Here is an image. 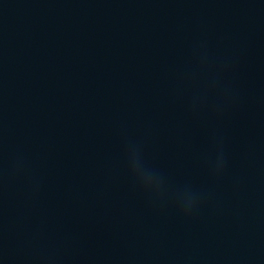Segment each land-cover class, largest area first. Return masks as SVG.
I'll use <instances>...</instances> for the list:
<instances>
[{
  "label": "water",
  "instance_id": "water-1",
  "mask_svg": "<svg viewBox=\"0 0 264 264\" xmlns=\"http://www.w3.org/2000/svg\"><path fill=\"white\" fill-rule=\"evenodd\" d=\"M0 264H264V0H0Z\"/></svg>",
  "mask_w": 264,
  "mask_h": 264
}]
</instances>
